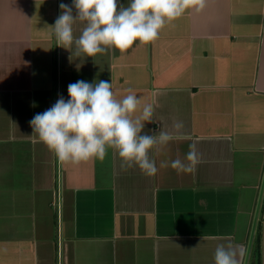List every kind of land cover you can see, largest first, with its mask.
<instances>
[{"label":"crops","instance_id":"crops-1","mask_svg":"<svg viewBox=\"0 0 264 264\" xmlns=\"http://www.w3.org/2000/svg\"><path fill=\"white\" fill-rule=\"evenodd\" d=\"M61 3L0 0V264H215L229 243L244 264L264 176V0H206L154 42L95 57L58 46ZM78 80L154 104L145 132L178 137L150 150L156 176L113 149L64 164L39 141L29 122ZM190 144L199 163L178 173ZM249 264H264V196Z\"/></svg>","mask_w":264,"mask_h":264},{"label":"clouds","instance_id":"clouds-1","mask_svg":"<svg viewBox=\"0 0 264 264\" xmlns=\"http://www.w3.org/2000/svg\"><path fill=\"white\" fill-rule=\"evenodd\" d=\"M205 6L206 0H130L128 6L120 5L118 9V0H73L72 6L59 5L61 13L51 27L58 46L69 50L75 45L77 56L95 57L115 50L123 53L137 41L154 42L165 25L188 10L200 12ZM77 22L83 24L79 37L74 36ZM67 91L69 99L59 96L50 108L35 114L29 122L39 141L61 163L103 161L108 150L113 149L121 158L123 170L138 166L148 177L157 175L159 169L150 150L158 154L178 137L166 131L145 132L146 124L155 123L153 103L143 102L132 89L117 99L111 83L104 80H78L70 83ZM173 127L179 130L183 124L174 121ZM185 160L177 158L170 166L178 173L193 172L199 163L194 144L189 145ZM160 166L169 165L162 162ZM239 247L231 243L218 245L215 264H241ZM239 256L242 258L243 253Z\"/></svg>","mask_w":264,"mask_h":264},{"label":"water","instance_id":"water-1","mask_svg":"<svg viewBox=\"0 0 264 264\" xmlns=\"http://www.w3.org/2000/svg\"><path fill=\"white\" fill-rule=\"evenodd\" d=\"M263 194H264V176H263V180H262V184H261V188H260V193H259L258 200H257L255 213H254V218H253V223H252V227H251V231H250V237H249V241H248V246H247L244 264H249L250 254H251L252 245L254 242L255 232H256L257 223H258L259 214H260V208H261V204L263 201V196H264Z\"/></svg>","mask_w":264,"mask_h":264},{"label":"rangeland","instance_id":"rangeland-1","mask_svg":"<svg viewBox=\"0 0 264 264\" xmlns=\"http://www.w3.org/2000/svg\"><path fill=\"white\" fill-rule=\"evenodd\" d=\"M55 205H57V204H55ZM58 207L57 206H55V207H53V211H58V209H57Z\"/></svg>","mask_w":264,"mask_h":264}]
</instances>
